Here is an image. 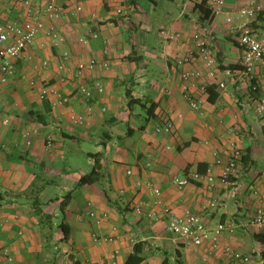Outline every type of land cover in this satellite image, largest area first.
I'll return each mask as SVG.
<instances>
[{
    "label": "crops",
    "instance_id": "obj_1",
    "mask_svg": "<svg viewBox=\"0 0 264 264\" xmlns=\"http://www.w3.org/2000/svg\"><path fill=\"white\" fill-rule=\"evenodd\" d=\"M201 1L68 0L62 16L47 20L15 60L14 73L0 83V264H125L139 241L147 264H203V256L208 264H246L227 246L264 264V232L251 222L264 207V126L255 111L264 94V67L255 70L259 87L253 90L239 64L238 42L244 26L264 36V0H257L262 9L250 21L238 10L252 0H226L217 15L206 3L207 19L196 7ZM25 17L18 0H0L1 22ZM164 29L179 37L165 39ZM199 38L209 42L217 69L214 77L204 73L206 91L194 89L193 108L183 95L178 59ZM91 59L94 67L77 68ZM196 65L203 67L200 60ZM43 84L68 102L55 106L53 93L42 98ZM82 85L93 89L90 99ZM208 86L217 94L214 101ZM130 98L140 102L129 105ZM73 111L85 116L83 124L71 120ZM168 121L170 132L157 131ZM235 148L243 157L228 184L173 182L191 169L219 175ZM96 161L99 179L76 187ZM147 183L161 194H151ZM69 190L70 235L64 241L60 202ZM139 200L146 205L137 214L131 203ZM212 200L216 206L205 207ZM37 205L51 224L39 220ZM166 208L196 213L210 226L226 222L234 230L223 231L216 248L210 240L186 245L167 229ZM91 211L105 217L97 223Z\"/></svg>",
    "mask_w": 264,
    "mask_h": 264
},
{
    "label": "built area",
    "instance_id": "obj_2",
    "mask_svg": "<svg viewBox=\"0 0 264 264\" xmlns=\"http://www.w3.org/2000/svg\"><path fill=\"white\" fill-rule=\"evenodd\" d=\"M25 6V19L23 21H0V83L5 82L7 78L15 71V60L24 55L28 46L34 41L38 33L45 28L46 21L49 19H56L62 16L65 6L68 4V0H46L43 6H35L32 0H18ZM226 0H207V3L211 7L213 15H217L221 12L222 7L225 5ZM82 9L81 6L77 7V11ZM262 6L257 0H252L250 5L243 6L238 10L239 16L246 20H253ZM122 8H117V13H121ZM227 22H231V17H226ZM48 33L52 38L57 39L59 37L58 32L54 27H50ZM161 35L165 39H174L179 37V33L168 30H161ZM98 33H93L92 37H97ZM80 41L87 43V39L82 37ZM238 42L242 50V56L239 64L243 72L249 76L251 80V86L253 90H258L259 79L255 77V70L258 66L264 67V36L255 32L246 26L240 31L238 35ZM64 58H68V54H64ZM200 60L203 63V67L196 65V61ZM96 64L95 59H91L88 62H79L77 68L83 70L85 68H92ZM178 64L183 67L181 71V87L184 97L189 101L191 107L198 108V102L192 95L194 89H201L206 91L205 85L201 82L204 73L208 76L214 77L217 69V59L209 45V42L204 38H199L195 41L194 47L190 49L186 55L179 57ZM224 86L223 83H220ZM98 92H103V87L97 86ZM86 99H90L93 95V89L87 85L81 86ZM170 90H167L169 92ZM48 93H53L57 96L54 105L63 104L68 102L69 98L59 93L56 89L51 88L48 84H43L41 89V97L44 98ZM256 114L264 126V94L256 99L255 106ZM181 116V114H178ZM71 120L75 124H83L85 122V116L81 113L72 112ZM173 128V124L168 121L161 127H157V131L170 132ZM53 142L52 137L47 138V146H51ZM217 154V153H215ZM243 157V152L240 148H235L228 162L224 165L219 175H215L210 168L204 173L198 169H191L183 176H174L173 182L178 187H183L191 182L206 181L213 185L217 182L222 184H228L232 177L238 173L239 162ZM131 171L129 170L128 173ZM140 184V183H139ZM147 186L151 194L159 196L161 190L158 186L152 183H147ZM143 200L135 201L131 203V208L137 214H140L145 207ZM216 206V200L210 201L205 207ZM165 213L168 215L167 229L186 245L201 246L206 240H210L212 247L218 246L219 236L223 231L227 230L233 232L234 228L231 224L226 222H219L215 226L206 224L201 217L190 211L183 214H177L172 209H165ZM91 216L97 223H100L105 215H97L95 211L90 212ZM260 231L264 232V207L258 208L255 216L251 220ZM234 259L240 260L246 264H253L252 257L247 254H243L238 251H234L230 247L225 248ZM5 254L8 255V251L5 250ZM203 264H208V257L203 256ZM141 264H147L142 262Z\"/></svg>",
    "mask_w": 264,
    "mask_h": 264
},
{
    "label": "trees",
    "instance_id": "obj_3",
    "mask_svg": "<svg viewBox=\"0 0 264 264\" xmlns=\"http://www.w3.org/2000/svg\"><path fill=\"white\" fill-rule=\"evenodd\" d=\"M206 3H207L206 0H202L198 5H196V7L201 12L204 13L203 19H207L211 15V10L208 9L207 7H205ZM207 91L209 92L208 99L210 101H214L217 94L213 93L212 87H210V86L207 87ZM137 102H140V100L134 99V98L129 99V105H132V103H137ZM142 105L146 106L145 103H142ZM151 109H154L153 104L148 106V110H151ZM147 118H149V115H147ZM98 168H99V164H98V161H96L92 170L80 177V179L77 182L76 187H80V186H83L85 184L93 183V182L97 181L100 177V173L98 171ZM73 192H74V190H69L67 193H65L61 199V202H60L61 221L59 223V226L63 232L62 240H64V241H67L69 239V235H70V226L66 222L65 209H66V206L68 205V203L72 197ZM36 213L39 215V218H40L39 220H41V222L44 223V221H48V223L49 222H50V224L52 223L51 217L49 215L43 213L41 211V209L39 208V205H37ZM144 258H145V256H144V242L139 241V242L134 244L133 251L128 255V257L125 261V264H140L144 260Z\"/></svg>",
    "mask_w": 264,
    "mask_h": 264
},
{
    "label": "rangeland",
    "instance_id": "obj_4",
    "mask_svg": "<svg viewBox=\"0 0 264 264\" xmlns=\"http://www.w3.org/2000/svg\"><path fill=\"white\" fill-rule=\"evenodd\" d=\"M87 145H88V144H87V143H85V144H84V147H85V146H87ZM88 146H89V145H88ZM90 147L92 148L93 146H92V145H90V146H89V148H90ZM81 158H82V157H81ZM79 159H80V158H79ZM67 160H68V156H67ZM70 160H71V158H70ZM79 163H80V161H79ZM61 164H63V165H64V164H66V161H64V162H63V163H61Z\"/></svg>",
    "mask_w": 264,
    "mask_h": 264
}]
</instances>
